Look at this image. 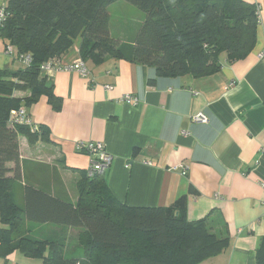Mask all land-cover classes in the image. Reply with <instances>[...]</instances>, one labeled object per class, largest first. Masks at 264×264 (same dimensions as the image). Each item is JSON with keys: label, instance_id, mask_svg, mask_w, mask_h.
<instances>
[{"label": "crops", "instance_id": "obj_1", "mask_svg": "<svg viewBox=\"0 0 264 264\" xmlns=\"http://www.w3.org/2000/svg\"><path fill=\"white\" fill-rule=\"evenodd\" d=\"M243 1L259 10L255 45L241 60L221 54L219 71L210 75L158 76L150 66L106 56L100 63L83 61L89 76L82 77L73 69L81 60L79 41L54 68L41 70L39 79L62 106L56 112L43 97L31 107H19L49 138L30 146L18 137L16 184L22 206L24 187L75 205L78 183L92 159L75 145L102 142L113 156L103 174L120 204L171 208L175 215L185 211L190 222L210 215L214 232L226 235L229 246L199 264H255L264 236V0ZM5 3L0 0V7ZM143 20L139 15L133 36L125 31L117 40L133 44ZM8 45L0 38V70L23 69L6 54ZM124 95L136 97L138 104L124 103ZM29 96V91L13 93L19 100ZM198 114L207 122L193 121ZM7 166L14 168L13 163ZM27 223L34 237L62 240L66 259L82 257L77 230ZM0 264L43 262L14 251L0 257Z\"/></svg>", "mask_w": 264, "mask_h": 264}, {"label": "trees", "instance_id": "obj_2", "mask_svg": "<svg viewBox=\"0 0 264 264\" xmlns=\"http://www.w3.org/2000/svg\"><path fill=\"white\" fill-rule=\"evenodd\" d=\"M116 1L6 0L0 38L30 55L31 64L18 71L0 70V257L20 251L43 264H199L229 246L226 235L210 228V215L190 222L185 211L175 215L171 208L120 204L104 174L85 175L75 205L32 187L23 188L22 209L12 199L13 186L20 181L18 137L30 146L49 138L39 126V133L25 126L7 127L10 113L43 97L54 111L61 109V99L39 74L76 41L82 61L100 63L109 56L150 66L158 76H207L219 71L221 54L241 60L255 45L258 7L243 0H123L144 13L133 44L110 35L107 7ZM15 91H29L30 96L19 100L13 97ZM21 217L77 230L82 257L66 259L60 239L30 232L17 237ZM255 264H264V236L255 250Z\"/></svg>", "mask_w": 264, "mask_h": 264}, {"label": "built area", "instance_id": "obj_3", "mask_svg": "<svg viewBox=\"0 0 264 264\" xmlns=\"http://www.w3.org/2000/svg\"><path fill=\"white\" fill-rule=\"evenodd\" d=\"M259 13V10L257 8V14ZM6 19V13L4 6L0 7V28L2 27L3 22ZM259 19V14H258ZM6 54L9 56H12L21 63L22 66L28 67L31 64V56L28 54H20L18 53L15 48L11 45H8L6 47ZM57 60L53 59L45 63L41 70H47L54 68L55 62ZM73 69L79 72V74L82 77H88L89 71L86 68L84 62L82 60H79L78 63L73 66ZM106 89H111L110 86L105 87ZM121 101H123L126 104H129L131 106H135L138 104V100L136 97H133L131 95H124L120 98ZM11 125L16 126H25L30 129L31 133H39V127L37 124L31 121L28 114L26 113V110L24 108H18L16 110L11 111ZM192 120L195 122L200 123H206L207 117L203 114H198L194 117H192ZM75 149L77 152L88 154L90 157H92L91 161L89 162V165L86 169V176L88 178H93L97 175L103 174L105 171H107L113 162V156L107 151L104 143L102 142H87V143H76Z\"/></svg>", "mask_w": 264, "mask_h": 264}, {"label": "rangeland", "instance_id": "obj_4", "mask_svg": "<svg viewBox=\"0 0 264 264\" xmlns=\"http://www.w3.org/2000/svg\"><path fill=\"white\" fill-rule=\"evenodd\" d=\"M107 11L110 17L109 20V27L111 28V35L112 37L122 40L116 36H120L126 31L127 36H133L134 33L133 29L137 25V21L139 20V15H144L140 9L137 7L132 6L131 4L127 3L126 1L119 0L112 5L107 7ZM132 28V30H130ZM110 31V29H109ZM127 31H129L127 33ZM135 32V31H134ZM127 38V37H126ZM12 199L19 206L21 209L22 201L20 197V188L18 184H15L12 189ZM1 228V223H0ZM31 228L28 223L24 220V217H21V223L16 229V236L26 235L31 231ZM210 228L213 230V224H210ZM214 231V230H213ZM15 236V237H16ZM13 236V238H15Z\"/></svg>", "mask_w": 264, "mask_h": 264}]
</instances>
